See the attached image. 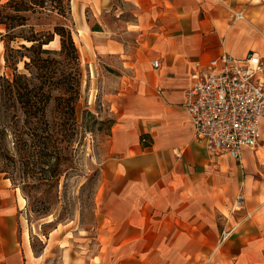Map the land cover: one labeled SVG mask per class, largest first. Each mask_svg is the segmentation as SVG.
Here are the masks:
<instances>
[{
    "label": "crops",
    "instance_id": "1",
    "mask_svg": "<svg viewBox=\"0 0 264 264\" xmlns=\"http://www.w3.org/2000/svg\"><path fill=\"white\" fill-rule=\"evenodd\" d=\"M130 1L138 11L131 24L138 44L123 64L132 68L133 91L112 129L106 163L110 185L101 204L100 231L114 233L105 249L99 242L90 255L75 253L71 238L59 237L57 227L50 232L51 243L43 242L42 253H35L29 242L23 254L10 249L14 239L0 233V264H15L19 258L25 264H42L50 258L45 253L55 248L61 251L62 264H189L195 254L188 246L204 243L199 207L202 214L209 198L220 204L222 185L251 211L248 223L260 234L251 244L264 246V118L256 150H242L237 163L210 155L196 141L183 108L195 61L224 53L241 59L249 52L264 61V0ZM102 46L106 54L124 50L107 41ZM220 161L228 164V176ZM1 181L5 186L8 179ZM190 202L196 206L192 217ZM188 217L196 220V233L187 229ZM231 256L245 264L251 260L240 252Z\"/></svg>",
    "mask_w": 264,
    "mask_h": 264
},
{
    "label": "rangeland",
    "instance_id": "2",
    "mask_svg": "<svg viewBox=\"0 0 264 264\" xmlns=\"http://www.w3.org/2000/svg\"><path fill=\"white\" fill-rule=\"evenodd\" d=\"M6 1L0 0V4ZM137 12L130 0H70L68 25L79 55L80 84L71 139L59 143L66 145L62 153L69 162L58 163L54 158L45 161L43 157L35 160L24 150H18L19 144L13 132L7 136L8 159L0 161V169L6 170L0 173V233L5 238L14 239V246L8 248L15 247L23 254L24 245L29 242L35 253H42L43 242L52 241L50 232L53 227L60 230L59 237L71 238L70 248L77 254L96 252L99 242L106 248L110 234L114 233L111 230L100 231L103 220L101 204L104 191L110 185L106 163L111 156L112 129L120 121L124 104L133 91L132 68L123 63L129 60L127 55L138 44L137 37L131 32ZM56 22L54 18L35 26L36 29H47ZM82 23L88 29L80 34L78 29ZM0 33H4L3 26H0ZM6 41L0 36V76L11 78L15 72L30 76L24 67L27 58H20L19 53L14 54V60L5 63ZM105 41L124 50L120 54H106L102 52ZM53 43L48 48L59 47L57 39ZM21 44L30 45L23 39L8 43L9 48L22 51ZM53 116L52 102L47 109V117L52 120ZM227 165L220 161L222 172L228 176L230 170ZM55 167L58 174L52 173ZM6 176L8 181L2 186L1 178ZM241 178V170L237 168L238 184ZM51 180L56 183L51 185ZM18 194L25 203L19 201ZM207 206L202 214L199 207L198 225L204 243L188 246L189 253L195 254L194 261L189 264H245L231 256L239 252L243 258L250 255L251 260L246 264H264V246L251 244L260 238V234L255 233L254 224L248 223L251 211L245 208L242 199H235L234 195L230 197L228 188L222 185L221 203H214L209 198ZM188 207L192 217L193 213L196 214V206L191 203ZM187 224L190 233L197 232L193 227L196 220L193 222L188 217ZM228 231L230 234L224 239ZM48 252L45 254L50 258L42 264H62L58 259L61 254L58 248ZM24 261L19 258L15 264H25Z\"/></svg>",
    "mask_w": 264,
    "mask_h": 264
},
{
    "label": "trees",
    "instance_id": "3",
    "mask_svg": "<svg viewBox=\"0 0 264 264\" xmlns=\"http://www.w3.org/2000/svg\"><path fill=\"white\" fill-rule=\"evenodd\" d=\"M54 18L55 25L36 29L35 25ZM69 20L70 0H7L0 4V26L4 28L0 36L7 39L5 63L19 53L20 58H27L24 67L30 74L0 76V161L8 159L6 138L13 132L18 150H24L33 159L69 162L62 153L66 145L59 143L71 139L80 84L79 55ZM17 39L30 45L21 44L22 51L9 48L8 43ZM55 39L58 48L43 47ZM52 102L54 116L50 120L47 109ZM4 172L0 169V173ZM58 172L55 167L52 173ZM54 183L50 181L51 185Z\"/></svg>",
    "mask_w": 264,
    "mask_h": 264
},
{
    "label": "built area",
    "instance_id": "4",
    "mask_svg": "<svg viewBox=\"0 0 264 264\" xmlns=\"http://www.w3.org/2000/svg\"><path fill=\"white\" fill-rule=\"evenodd\" d=\"M240 17V14H237ZM158 68L157 60H152ZM183 108L194 137L213 156L240 163L244 149L255 151L264 118V61L254 52L243 58L221 54L195 61Z\"/></svg>",
    "mask_w": 264,
    "mask_h": 264
},
{
    "label": "bare ground",
    "instance_id": "5",
    "mask_svg": "<svg viewBox=\"0 0 264 264\" xmlns=\"http://www.w3.org/2000/svg\"><path fill=\"white\" fill-rule=\"evenodd\" d=\"M255 1V0H254ZM74 2L72 1V11H73V13H74V11H75V5L73 4ZM241 17V16H240ZM243 17V16H242ZM237 18V17H236ZM238 19V18H237ZM88 29V27H87V25L85 24V23H82V25L80 26V28L78 29V32L81 34V32L82 31H85V30H87ZM56 40V39H55ZM23 42V41H22ZM54 41H52V42H50V43H48V45H44L43 47H48L49 45H51V44H54L53 43ZM25 43H28V42H25ZM26 60V59H25ZM22 61V60H21ZM22 65V64H21ZM19 66V63H18V65H17V67ZM227 171V170H226ZM19 195V196H18ZM17 196H18V199H19V201L23 204V203H25V200H24V198L21 196V194H18ZM230 234V232L228 231V232H226L225 234H224V239L225 238H227V236ZM29 246V245H28Z\"/></svg>",
    "mask_w": 264,
    "mask_h": 264
}]
</instances>
